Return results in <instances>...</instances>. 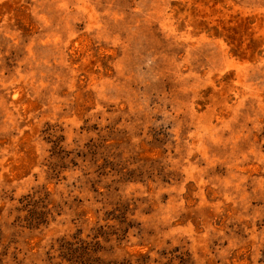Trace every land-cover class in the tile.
I'll use <instances>...</instances> for the list:
<instances>
[{"label": "rangeland", "instance_id": "rangeland-1", "mask_svg": "<svg viewBox=\"0 0 264 264\" xmlns=\"http://www.w3.org/2000/svg\"><path fill=\"white\" fill-rule=\"evenodd\" d=\"M0 264H264V0H0Z\"/></svg>", "mask_w": 264, "mask_h": 264}]
</instances>
